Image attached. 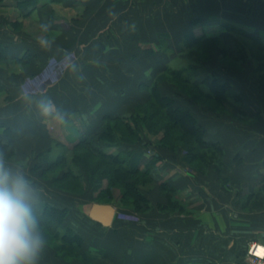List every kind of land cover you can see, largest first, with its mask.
<instances>
[{
	"label": "crops",
	"instance_id": "obj_1",
	"mask_svg": "<svg viewBox=\"0 0 264 264\" xmlns=\"http://www.w3.org/2000/svg\"><path fill=\"white\" fill-rule=\"evenodd\" d=\"M0 1V43L5 48L0 59L5 86L0 91V143L11 148L8 163L21 166L41 189L38 203L69 211L70 199L56 196L42 169H36L49 161L42 154L57 146L70 152L84 125L96 137L104 117H131L149 99L143 85L152 84L160 71L183 56L180 46L186 38L223 40L229 34L241 36L236 32L241 30L264 43V0ZM41 24L49 25L47 33ZM45 35L53 42L50 50L38 44ZM256 66L230 63L228 71L205 66L211 76L205 78L206 85L217 77L240 95L239 101L225 102V113L180 96L171 82L160 84L163 96L174 97L195 115L206 141L220 144L227 168L220 175L212 165L203 173L183 160L184 150L146 147L151 139L143 129L140 144L105 148L142 157L140 168H150L157 202L168 204L161 193V185L168 184L184 211L160 210L141 230L119 225L115 217L112 229H105L81 213V205L78 212L87 220L77 213V220L69 216L65 226H71L72 218L75 226L103 228L96 236L82 234L85 249L102 248L112 264H244L249 246L264 242V89ZM23 93L32 103L21 98ZM40 100L61 109L64 123L41 115ZM115 253L125 262L115 261ZM39 264L70 263L46 244Z\"/></svg>",
	"mask_w": 264,
	"mask_h": 264
},
{
	"label": "trees",
	"instance_id": "obj_2",
	"mask_svg": "<svg viewBox=\"0 0 264 264\" xmlns=\"http://www.w3.org/2000/svg\"><path fill=\"white\" fill-rule=\"evenodd\" d=\"M240 31L241 30H237L236 32L241 34V36L246 37L247 35L248 37L246 38H248V40L253 41L260 50L264 51V43L261 37L249 36L247 33H241ZM218 45L223 46L224 44L222 39L217 36H194L186 38L181 44L180 50L189 54L197 48L209 52ZM4 49L3 44L0 43V59H4ZM228 51L229 48L224 47V52H226V54L223 53V59L228 58V54H230ZM239 58L240 57L234 58V62H238L236 60ZM24 59L22 60L24 61ZM201 60H203V58ZM240 61L242 62V60H239V62ZM256 65V73L258 79H260L261 87L264 89V62L260 61ZM194 68H196V66L175 68L167 65L163 71H160L153 78L152 84L143 85L149 93L148 101L140 104L136 108V113L131 117H104L102 131L99 132L96 137L92 136L91 127L86 125L83 126L84 130L80 139L71 147V150L75 152L72 163H74L76 167H83V169L87 170L91 175L95 174L98 176L94 185L95 188L99 189L102 185L101 182L107 179L109 185L106 189H102L101 192L107 191L106 194H108L112 192L111 188L114 185H119L123 188V191H125L122 195L123 200H127V197H131L133 201L130 203L134 205L135 208L143 204H145V207H150V201L143 192H141L138 182L132 181L133 176L140 177V179L143 178L142 181H152L150 168H140L142 157H139L132 151L109 153L105 150V148L122 146L126 143H139L143 132L142 127L144 128V126L147 130L153 131L152 134L159 135L161 134L160 132H163L160 138V147L173 151H178L179 149L182 151L184 150V160L197 170L205 173L213 165L220 175L223 173L227 166L224 162V152L220 144L217 142L209 144L204 138L205 128L199 123L195 115L190 110L178 106L174 97L163 96L160 91L161 83L167 81L172 83L173 81L180 84L181 94L183 93L189 96L199 105L206 106L210 111L214 110L223 113L226 112V109H224L226 101H239L240 95L232 90L230 91L226 81L223 82L217 77H213L211 83L206 85V77L201 78V80L198 79L200 80L198 81V76L196 75L198 74L201 76V73L196 69L194 70ZM4 89L5 86L0 82V91ZM188 91L193 94L190 95ZM164 120L166 123H163ZM174 130L180 131L181 134H176ZM97 138L98 142L96 141ZM57 147L61 148L63 151L58 152L55 158L50 156L53 151L44 153V155L42 154V156L48 155L50 157L46 167H36V169H42L43 176H48L49 173L56 171L57 168L63 166L67 161V156H65L64 152L65 148L61 146ZM0 151L5 154L6 159L13 158V153L9 145L0 143ZM92 159H96V162L92 163ZM154 164L155 163H153V165ZM104 166L107 167L103 168ZM88 167H90V171ZM81 178L82 174L80 172L77 174L71 169L68 173L56 177V179L53 180V184L70 179L73 185L67 186L66 189H71V191L74 192H82L83 187L80 183ZM161 190L167 195L175 192V189L168 184H162ZM108 197L112 198L111 195ZM99 202L102 203L103 201ZM159 206L162 211H184L176 201L171 199V197L167 205L160 204ZM36 210L47 244L54 242L53 249L57 255L67 260L72 259L74 256L79 259L82 264H97L95 261L101 258L105 251L102 248L97 249L94 247L85 249V241H83L82 235L73 227L65 226V221L70 214L68 209L54 207L42 202L37 204Z\"/></svg>",
	"mask_w": 264,
	"mask_h": 264
},
{
	"label": "rangeland",
	"instance_id": "obj_3",
	"mask_svg": "<svg viewBox=\"0 0 264 264\" xmlns=\"http://www.w3.org/2000/svg\"><path fill=\"white\" fill-rule=\"evenodd\" d=\"M225 39H223V46L222 45H218L217 47L211 49V51L209 52H205L202 51L200 48H197L195 50H193V52L189 53H183L181 57H176L177 59L172 62V67L175 68H182V67H195L194 70L196 69L198 72L200 71L201 73V78L203 77H211L209 76L210 72L208 71L212 66L217 68L218 71L222 70V71H228L230 68L228 67V64L230 63H238L239 60H242V62L244 64L248 63V69H252L253 64H257L258 62H264V51L260 50L259 47L253 43V41L248 40L245 37H241L239 35H235V34H229L226 35L224 37ZM227 43V44H226ZM231 48L230 53L232 54V56H228L227 59H223L222 55L223 53L226 54V52H224V47H229ZM218 52V54H216ZM229 52V51H228ZM216 54V55H214ZM238 57H242L241 59L239 58L238 62H234V58H238ZM203 58V60H201ZM212 59H214L213 64L209 63ZM241 61L239 63H242ZM210 66V68L208 69V67L205 66ZM212 65V66H211ZM212 67V68H213ZM188 69V68H186ZM256 70V69H255ZM202 71V72H201ZM256 73V72H255ZM257 75V73H256ZM258 78V75H257ZM172 83L177 87L178 90V94L180 96H182L181 92H180V84L175 83L172 81ZM189 92V91H188ZM190 95H192L193 93L189 92ZM185 95V94H183ZM187 96V95H186ZM209 104V103H208ZM206 107V106H205ZM136 113V112H135ZM163 123H166V121L164 120ZM142 129L144 130L145 134L148 135L150 137L151 140L146 141L144 144L146 145V147H160L161 145V141L160 138L162 137V133L161 134H152L153 131H149L147 130V128L144 126V128L142 127ZM174 132L176 134H181L180 131L174 130ZM96 141L98 142V138L96 139ZM142 141V140H141ZM140 141V142H141ZM136 143V144H140ZM161 148V147H160ZM60 151H63L61 148L59 147H55V149L53 150V152L51 153L50 156H52V158L56 157V154ZM65 152V156H67V161L65 162V164L63 166H60L59 168L56 169V171L51 172L48 174V176H44L45 179L49 180V185H51L53 191L57 192L58 194H55L56 196H61V197H67L68 199H70L69 204L71 207V210L69 211V216L73 217L74 215V219L77 220V217H75V215H80V217H84L85 219L86 215L84 216L83 214H81L80 212H78V209L81 205L85 204V202H90V201H103L102 203L104 204H111L112 206H115L117 214H116V220H121L120 224H125V225H130L133 227L134 225V229L136 230H141L143 228H147L149 225H147L146 227V223L149 224V222L151 221V218H155L158 215V211H160V204L158 203L156 198L154 197L153 193L155 192L154 190V186L155 184H153L152 181H142L143 178L140 179V177L137 176H133L132 181L133 182H138L139 184V188L141 190V192H143V194L148 198V200L150 201V207H145L143 205H139V207H136L134 205H132L130 202H132V198L131 197H127V200H123V188L119 185H114L111 188L110 193L106 194L107 191L105 192H101L102 189H106L109 185L108 180L105 179L103 180L101 183L102 185L98 188H95V182L98 178L97 175L93 174L91 175L87 170L83 169V167H76L74 163H72V160L74 159V153L72 150L70 152H68L66 149L64 150ZM184 154L185 152H183V160H184ZM96 162V159H92V163ZM107 166H104L103 168H106ZM90 167H88L89 169ZM94 168V167H93ZM75 171L77 174L80 172L82 174V178H81V186L83 187L82 192H74L70 190H67V186L73 185L71 184L70 179H67L63 182H56V184H53V180L56 179V177H59V175L64 174V173H68L70 170ZM90 171V169H89ZM55 192V193H56ZM163 195L168 197V201L171 197V199L173 201H176L179 204V202L177 200L174 199V197L170 194H165L163 192H161ZM54 195V196H55ZM111 195L112 198H109L108 196ZM55 196V197H56ZM100 196V197H99ZM99 201H96V203H98ZM101 203V202H99ZM163 205V204H161ZM68 216V217H69ZM72 219V218H71ZM69 221V224L71 225L70 227H73L76 231H78L81 235H86V234H91L90 237L92 236H96V233L98 232H102L103 228L100 227V229H96L95 227L92 226H87V225H82L81 226H75L72 224L71 220ZM123 221V222H122ZM143 222H145V226L143 224ZM92 224V223H91ZM132 224V225H131ZM97 226V225H96ZM113 227V224H112ZM105 228V227H104ZM121 229H126V226L120 227ZM107 229V228H105ZM112 229V228H109ZM90 230V231H89ZM82 232V233H81ZM100 234V233H99ZM84 241V239H83ZM56 243V242H55ZM53 244L54 242L48 244L50 247L53 248ZM86 243H84L85 245ZM93 246V245H92ZM57 254V253H56ZM116 260L117 262H125V258L123 255H119L116 254ZM59 256V255H57ZM61 257V256H60ZM247 257V255H246ZM64 259V258H63ZM68 263L70 264H79L81 263V261L77 258H75L73 256L72 259L67 260L65 259ZM96 262V261H95ZM99 264H112V257H106L104 259V255L101 256V259L99 258V261H97ZM82 264V263H81ZM154 264H160L159 261L154 263ZM244 264H246V258L244 259Z\"/></svg>",
	"mask_w": 264,
	"mask_h": 264
},
{
	"label": "clouds",
	"instance_id": "obj_4",
	"mask_svg": "<svg viewBox=\"0 0 264 264\" xmlns=\"http://www.w3.org/2000/svg\"><path fill=\"white\" fill-rule=\"evenodd\" d=\"M40 28L43 33L49 31L48 24ZM52 43L46 35L38 38L44 50H50ZM71 70H76L74 64ZM21 98L32 103L27 93ZM37 107L44 117L64 123L63 111L50 100H40ZM40 192L23 168L9 164L0 151V264H39L47 244L36 210Z\"/></svg>",
	"mask_w": 264,
	"mask_h": 264
},
{
	"label": "water",
	"instance_id": "obj_5",
	"mask_svg": "<svg viewBox=\"0 0 264 264\" xmlns=\"http://www.w3.org/2000/svg\"><path fill=\"white\" fill-rule=\"evenodd\" d=\"M81 212L105 228L112 227L117 211L111 204L87 202L80 207Z\"/></svg>",
	"mask_w": 264,
	"mask_h": 264
},
{
	"label": "built area",
	"instance_id": "obj_6",
	"mask_svg": "<svg viewBox=\"0 0 264 264\" xmlns=\"http://www.w3.org/2000/svg\"><path fill=\"white\" fill-rule=\"evenodd\" d=\"M246 264H264V242H254L247 249Z\"/></svg>",
	"mask_w": 264,
	"mask_h": 264
}]
</instances>
